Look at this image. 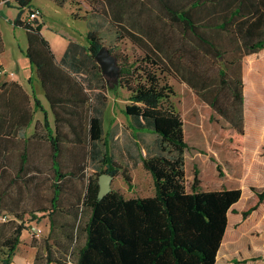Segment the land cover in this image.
Returning <instances> with one entry per match:
<instances>
[{
    "label": "trees",
    "instance_id": "trees-1",
    "mask_svg": "<svg viewBox=\"0 0 264 264\" xmlns=\"http://www.w3.org/2000/svg\"><path fill=\"white\" fill-rule=\"evenodd\" d=\"M16 1L21 11L13 22L27 31L25 54L54 114L52 127L47 111L35 96L36 107L45 113L53 171L50 207L42 209L48 212L53 239L47 251L55 253V247L62 254L49 257L48 263L68 264L67 255L74 254L75 264H215L228 225V211L237 212L233 205L241 198L242 188L203 189L199 169L194 170L187 186L186 151L191 147L184 137L182 115L170 100L175 89L160 74L170 73L188 86L202 89L204 100L215 108L220 89L228 90V101L235 112L232 123L243 133L242 60L264 48V0H155L158 12L147 16H143L147 7L144 0H107L105 14L96 8L93 12L94 17L107 18V25L93 20L86 34L87 45L69 40L60 59L43 35L42 23L21 18L24 7L34 6L33 0ZM6 3L11 5L8 0ZM103 34L128 38L142 53H135L132 60L127 54L115 55L120 66L119 84L129 91V103L124 108L129 127L138 140V133L144 132L141 130L154 137L152 149L146 147L145 155L131 153L133 165L142 162L153 177L152 196L126 198L119 189H113L98 197V177L102 172L114 177L121 173L128 183L132 181L130 168L118 163L111 150L114 133L104 127L108 80L95 57L104 45ZM3 51L0 34V54ZM201 56L223 59L229 67L231 74L227 77L226 71H220V87L211 85L205 74L186 64L188 59L196 65ZM1 88L3 156L6 147L2 142H12L17 132L31 124L33 110L20 83L3 82ZM37 132L36 127L34 135ZM67 143L88 148L94 168L90 176L80 164L79 152L71 149L72 166L63 168V146ZM27 163L25 147L20 172ZM217 169L220 174L219 163ZM84 177V194L63 204L65 182ZM256 194L257 203L242 211L244 217L264 201V188ZM85 210L88 214L83 217ZM58 215L65 218L60 220ZM1 225L0 222V230ZM24 228V224H17L7 234L1 264H11ZM79 230L84 231L85 239L76 245Z\"/></svg>",
    "mask_w": 264,
    "mask_h": 264
},
{
    "label": "rangeland",
    "instance_id": "rangeland-1",
    "mask_svg": "<svg viewBox=\"0 0 264 264\" xmlns=\"http://www.w3.org/2000/svg\"><path fill=\"white\" fill-rule=\"evenodd\" d=\"M0 0V34L4 42V51L0 59L7 69L0 64V82L6 81L10 71L22 76L29 73L26 64H29L25 54L27 49V31L23 26L15 25L14 19L19 15L21 8L16 0ZM105 1L107 0H33L32 5L40 8L38 22L42 23V33L49 41L54 53L60 56L65 43L74 40L87 45L86 34L90 23L95 20L107 25V18L94 17V9L105 14ZM147 7L143 16L148 13L156 15L158 12L155 0H144ZM30 6V5H29ZM29 6L24 7L21 18L26 21ZM150 8V9H149ZM150 10V11H149ZM107 17V14H106ZM109 17V16H108ZM152 17H142L150 20ZM102 31L106 28L102 27ZM103 44L119 56L127 54L131 60L135 53L142 54L140 50L128 39H116L110 34H103ZM259 51L262 53L260 55ZM258 51V57L244 61L245 70V98L246 121L244 131L240 133L232 123L235 117L233 107L228 101V90L221 88L217 108L220 112L204 100L202 89H195L188 84L177 80L170 73H161L163 80L173 85L175 94L170 100L181 113L184 120V137L189 150L186 151V184L190 186L194 170H200L201 187L203 189H223L241 187L242 196L234 205L237 212H231V219L226 229L222 246L216 264H264V201L255 210L244 217L243 210L255 205L258 201L257 190L264 188V48ZM190 67L198 69L205 74L211 85L221 84L220 71H226V77L231 74L225 61L215 60L212 57L201 56L192 64L185 60ZM255 61V62H254ZM110 101L107 109V130L118 135L113 140L111 150L118 163L125 166L131 153L137 155L136 145L132 140L137 139L132 129L127 126L129 118L124 108L129 103V91L119 84L118 79L108 80ZM40 116H42L40 114ZM115 122L117 127L113 126ZM138 133V138L144 144L153 143V135L149 131ZM20 132V131H19ZM32 133V128L25 131ZM37 138L28 143V163L25 171L18 170L21 153L26 140L20 132L12 142H2L6 147L0 160L3 168L0 170V259L4 256L2 243L8 233L17 224H24L25 228L20 236V243L12 257L11 264H47L49 257H61V252L54 247L55 253H48V244H53L50 237V219L48 212L42 210L50 207L52 195L51 177L52 162L49 155V142L46 132L40 123ZM134 138V139H133ZM63 168L72 166L69 149L79 152L81 166L86 176L94 172L93 162L88 158V148L76 147L71 143L63 146ZM147 151L145 147L144 152ZM138 157V156H137ZM215 158V161L211 159ZM130 161V160H129ZM75 163V162H74ZM221 165V175L217 164ZM39 171V173H37ZM32 174L29 176V174ZM134 181L128 183L120 173L114 177L112 187L121 189L127 196L151 194L153 181L143 166L132 171ZM238 178V179H237ZM239 180V182H238ZM86 178L75 181H66L62 195L63 204L74 202L78 196L84 194ZM88 211H83V217ZM65 216L58 215V218ZM84 231H78L76 245L84 242ZM68 264H75V255H67ZM1 264V262H0ZM48 264H58L53 261Z\"/></svg>",
    "mask_w": 264,
    "mask_h": 264
},
{
    "label": "crops",
    "instance_id": "crops-1",
    "mask_svg": "<svg viewBox=\"0 0 264 264\" xmlns=\"http://www.w3.org/2000/svg\"><path fill=\"white\" fill-rule=\"evenodd\" d=\"M67 44H68V42L65 43L64 49H63L62 53L60 54V56H57V55L55 54V56H56L57 59H60V58L62 57V55H63V53H64V50H65ZM2 53H3V52H2ZM2 53H1V54H2ZM257 53H258V52H253V53L247 54V55L244 56L243 59L245 60V58H247V60H246L247 63H248V62L250 63V61H253V60H258V59H254V58H256V57L259 56ZM259 53H260V55L262 54L260 51H259ZM1 54H0V55H1ZM28 60H29V58H28ZM254 62H255V61H254ZM0 64L3 65L5 69H7L5 63L2 62L1 59H0ZM26 66H27V68L29 69V73H25V74L22 75V76L17 75V73H15L14 71L11 70V71H10V74H9L10 76L6 79V81H2V82H0V92L2 91V88H3V87L1 88V84H2L3 82L16 81V82H18V83H20V84L22 85L23 89L25 90V92H26V93L28 94V96H29L30 106H31V109L33 110V121L31 122V124H30L27 128H24V129H22V130L20 131V132L22 133L24 139L26 140V144H27V145H25V147H27V150H28V153H29L28 143L30 142V140L35 139V138L38 137V136H37L38 133H36V135H34V132H35L36 127L38 128L40 123H42V124H43V127H45V125H44L45 113H44V111H43L41 108L36 107L35 96H37V97L39 98V100H40V102H41V105L43 106L44 110L47 111V117H48L49 123H50V125H51L52 127L54 126V114H53V112L51 111L49 101L47 100V98H46V96H45L44 88H43V86H42V83H41L40 79H39L38 76H37V73H36L35 68H33V67L31 66L30 62H29V64L27 63ZM245 66H246V64H245ZM245 66H244V61H243V82H244V87H243V93H244V105H243V109H244V122L246 121V98H245V82H246V77H245L246 74H245V70H246V68H245ZM7 70H8V69H7ZM107 95H108V94H107ZM109 101H110V98H109V95H108V106H109ZM108 106H107V109H108ZM107 109H106V112H105V123H104V127H105L106 131H108V130H107V125H106V124H107V116H106V114H107ZM40 114H41L42 116H40ZM118 123H120V125H121V122H115L113 126L117 127V124H118ZM127 126H129V121H128ZM30 128H32V133H31L30 135H28V134H26V132H24V131H25V129L28 130V129H30ZM20 132H17V135H18ZM45 132H46V129H45ZM117 134H118V133H117ZM117 134L114 136V139H115V140L118 138V135H117ZM46 135H47V134H46ZM15 137H16L17 139H19V137H21V136H19V137L15 136ZM15 137H14V138H15ZM45 138H46V137H45ZM133 139H134V138H133ZM13 140H14V139H13ZM46 140H47V138H46ZM47 141H48V140H47ZM134 141H137V142H138V143L136 144V147H137V148H136V149H137V156H138V157L140 156V154H144V155H145V153H146V152H144L145 147L150 148V150L152 149V146H153L152 144H150V145H148L147 143L144 144V143H142V141H141L140 139H139V140H138V139H134ZM25 147H24V148H25ZM0 150H1V148H0ZM23 150H24V149H23ZM22 152H23V151H22ZM20 155H21V154H20ZM129 160H130V161H129ZM125 166H128V167L130 168L131 178H132V181H134L135 177H134V175L132 176V171H134L135 168H138V167L143 166V165H142V162H138L137 165H133V159H128V160L126 161V163H125ZM3 167H4V166H3V163H2L1 160H0V170H1ZM25 169H26V166H25V168H24L23 171H25ZM18 170H19V168H18ZM145 171L148 173V175H150V177L152 178V181H153V177H152L151 173L148 172L147 170H145ZM37 173H39V171H38ZM30 175H32V174L30 173L29 176H30ZM237 179H238V178H237ZM238 182H239V180H238ZM153 187H154V181H153ZM113 189H114V188H113ZM119 190L125 195L126 198L152 196V195H154V192H155V188H154V189L152 190V193H151V194H146V195H132V196L130 195V196H127L126 193L123 191V188H121V189H119ZM234 205H235V204H234ZM234 205H233V208L235 207ZM231 212H232V210H229V211H228V225H229V222H230V219H231V214H230ZM228 225H227V227H228ZM226 229H227V228H226ZM223 238H224V237H223ZM222 242H223V241H222ZM221 246H222V243H221ZM221 246H220V248H219V250H218V252H217L216 262H217V257H218V254H219V252H220ZM216 262H215V264H216Z\"/></svg>",
    "mask_w": 264,
    "mask_h": 264
},
{
    "label": "water",
    "instance_id": "water-1",
    "mask_svg": "<svg viewBox=\"0 0 264 264\" xmlns=\"http://www.w3.org/2000/svg\"><path fill=\"white\" fill-rule=\"evenodd\" d=\"M96 60L101 66L102 72L107 80L118 79L120 66L117 61V56L112 52L110 48L103 45L97 51ZM114 175L110 172H102L98 177L99 191L98 197L102 198L108 192L113 190L112 181Z\"/></svg>",
    "mask_w": 264,
    "mask_h": 264
},
{
    "label": "built area",
    "instance_id": "built-area-1",
    "mask_svg": "<svg viewBox=\"0 0 264 264\" xmlns=\"http://www.w3.org/2000/svg\"><path fill=\"white\" fill-rule=\"evenodd\" d=\"M41 10L40 8L36 7V6H29V12H28V16L26 18L27 22H34L35 20H37L40 16Z\"/></svg>",
    "mask_w": 264,
    "mask_h": 264
}]
</instances>
